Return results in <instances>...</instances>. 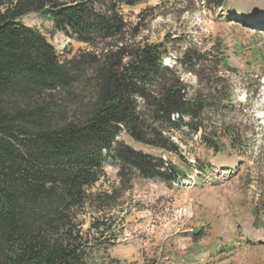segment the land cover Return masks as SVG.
I'll return each mask as SVG.
<instances>
[{
  "label": "trees",
  "instance_id": "1",
  "mask_svg": "<svg viewBox=\"0 0 264 264\" xmlns=\"http://www.w3.org/2000/svg\"><path fill=\"white\" fill-rule=\"evenodd\" d=\"M142 2L0 0V264H90L81 218L116 203L92 192L108 158L146 179L181 176L172 163L117 141L125 132L176 150L165 131L201 120L210 105L178 75L186 54L170 68L163 45L129 39L122 7ZM34 13L90 49L62 59L22 22Z\"/></svg>",
  "mask_w": 264,
  "mask_h": 264
},
{
  "label": "rangeland",
  "instance_id": "2",
  "mask_svg": "<svg viewBox=\"0 0 264 264\" xmlns=\"http://www.w3.org/2000/svg\"><path fill=\"white\" fill-rule=\"evenodd\" d=\"M122 13L129 39L163 45L170 68L187 55L178 75L210 105L165 131L176 150L120 134L118 143L181 176L146 179L108 158L92 192L116 203L81 218L90 264H264V0H143ZM22 22L62 59L90 49L40 14ZM95 221L109 229L97 232Z\"/></svg>",
  "mask_w": 264,
  "mask_h": 264
},
{
  "label": "bare ground",
  "instance_id": "3",
  "mask_svg": "<svg viewBox=\"0 0 264 264\" xmlns=\"http://www.w3.org/2000/svg\"><path fill=\"white\" fill-rule=\"evenodd\" d=\"M238 18L244 19L243 16H238ZM250 19V18H249ZM248 22H252V20H247Z\"/></svg>",
  "mask_w": 264,
  "mask_h": 264
}]
</instances>
